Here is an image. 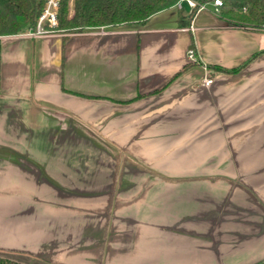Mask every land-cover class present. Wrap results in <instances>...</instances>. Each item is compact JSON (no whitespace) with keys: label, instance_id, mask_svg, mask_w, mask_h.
Returning <instances> with one entry per match:
<instances>
[{"label":"crops","instance_id":"obj_1","mask_svg":"<svg viewBox=\"0 0 264 264\" xmlns=\"http://www.w3.org/2000/svg\"><path fill=\"white\" fill-rule=\"evenodd\" d=\"M186 7L0 36V257L264 264V31Z\"/></svg>","mask_w":264,"mask_h":264},{"label":"trees","instance_id":"obj_2","mask_svg":"<svg viewBox=\"0 0 264 264\" xmlns=\"http://www.w3.org/2000/svg\"><path fill=\"white\" fill-rule=\"evenodd\" d=\"M71 0V9L73 7ZM199 2L207 0H197ZM178 0H76L71 20L69 0H60L58 32L79 33L90 28L144 25ZM219 15L231 24L264 31V0H222ZM45 0H0V36L36 27ZM0 264H16L0 258Z\"/></svg>","mask_w":264,"mask_h":264},{"label":"built area","instance_id":"obj_3","mask_svg":"<svg viewBox=\"0 0 264 264\" xmlns=\"http://www.w3.org/2000/svg\"><path fill=\"white\" fill-rule=\"evenodd\" d=\"M213 6V10L216 14H220L223 7L222 0H207L199 2L197 0H178L175 7L183 9L184 6H188L192 12V16H195L198 12L206 10L208 5ZM59 12H60V0H45V7L41 15L38 18L36 27L23 32L22 34L30 38L46 37L54 34H63L56 29L59 24ZM188 58L191 61H197V53L195 49L191 48L188 51ZM205 86L209 87L213 84V80L206 78L204 80Z\"/></svg>","mask_w":264,"mask_h":264},{"label":"rangeland","instance_id":"obj_4","mask_svg":"<svg viewBox=\"0 0 264 264\" xmlns=\"http://www.w3.org/2000/svg\"><path fill=\"white\" fill-rule=\"evenodd\" d=\"M69 2H70V0H69ZM187 7L185 6V8H184V10H183V12H187ZM0 258H2V259H6V258H3V257H0ZM9 260V259H8ZM9 261H13V260H9ZM16 264H22L21 262H17V261H14Z\"/></svg>","mask_w":264,"mask_h":264}]
</instances>
